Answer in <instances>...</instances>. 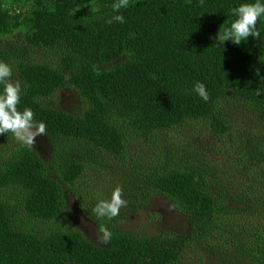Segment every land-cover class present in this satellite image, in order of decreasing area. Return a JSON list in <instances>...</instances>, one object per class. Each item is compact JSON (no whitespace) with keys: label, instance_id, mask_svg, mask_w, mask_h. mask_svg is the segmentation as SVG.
<instances>
[{"label":"trees","instance_id":"obj_1","mask_svg":"<svg viewBox=\"0 0 264 264\" xmlns=\"http://www.w3.org/2000/svg\"><path fill=\"white\" fill-rule=\"evenodd\" d=\"M244 2L252 0H131L121 24L114 0H0V60L21 84L18 110L31 108L53 141L44 159L11 130L0 134V264H183L187 245L220 264H264V41L219 40ZM257 28L264 37V21ZM56 47L66 49L57 65L31 55ZM64 87L79 92L83 112L54 107ZM172 132L176 143H164ZM215 134L229 151L205 159ZM190 150L197 155L184 158ZM90 168L126 171L113 188L127 201L119 216H94L113 190L84 187ZM69 197L91 226L84 233L68 220ZM155 197L184 217L188 235L123 227ZM232 223L257 240L228 246Z\"/></svg>","mask_w":264,"mask_h":264},{"label":"rangeland","instance_id":"obj_2","mask_svg":"<svg viewBox=\"0 0 264 264\" xmlns=\"http://www.w3.org/2000/svg\"><path fill=\"white\" fill-rule=\"evenodd\" d=\"M27 12V11H26ZM25 13V12H24ZM22 12V14H24ZM22 39V38H21ZM20 37L15 39V41L21 40ZM66 54V49L63 47L49 48V49H34L31 53L32 57L37 62H46L53 65H57L61 61V57ZM54 107L66 111L69 113H80L83 112L87 104L85 100L81 97L79 92L75 88L64 87L55 95L51 100ZM186 131H190L186 129ZM174 132L170 133L173 134ZM193 132H190V134ZM189 133L184 134L180 137L181 140L190 141L188 137ZM176 136L173 134L166 137L163 140L164 143H176ZM32 147L38 150L44 159H48L53 148V141H51L47 134L38 135L35 138ZM228 144L224 137H219L214 135L206 145L205 151H201V157L205 159L213 160L218 156L215 154L217 152L226 153L228 152ZM197 155L196 151H188L183 153L184 158H193ZM126 171L116 169H105L104 171H93L90 168L85 174V182L83 186L87 187L89 190L95 191L101 185L107 191H112L114 187L122 182V177L125 175ZM75 202L72 197L68 198L67 207L70 224L77 230H81L84 233L85 227L90 228L88 219L79 212V210L74 207ZM130 216H126L122 224L126 230L136 231L142 236H156L165 232H175L180 235H188V227L186 226V221L181 214H178L175 209L164 201L161 197H155L150 208L146 210H138ZM233 224V223H232ZM125 225V226H124ZM234 234L231 235V241L228 242V246H233V240L236 241L242 236L249 237L252 240H257L255 233L252 229L245 230L241 225L235 226L233 224ZM261 231L264 234V229L257 230V233ZM91 239L95 241L94 235H90ZM191 243V242H190ZM237 244L236 246H238ZM198 246V247H196ZM191 246L187 245L183 248V264H220L218 261L217 254H209L200 249L199 245ZM228 253V252H227ZM226 256V254H223ZM229 255V254H227Z\"/></svg>","mask_w":264,"mask_h":264},{"label":"clouds","instance_id":"obj_3","mask_svg":"<svg viewBox=\"0 0 264 264\" xmlns=\"http://www.w3.org/2000/svg\"><path fill=\"white\" fill-rule=\"evenodd\" d=\"M131 0H114L111 5L116 13L113 19L121 24L125 23V16L121 10L130 7ZM231 15L235 18L231 24L219 35L222 44L225 41H231L236 45L248 42L249 37L258 41H264L262 33L258 30V22L264 21V0H252V2L240 3L231 8ZM259 73V69H257ZM12 68L0 60V134L11 132L15 138L24 146H30L34 143L36 136L45 134L46 125L44 122L34 120V113L31 108H25L22 112L18 110V104L21 100V84L19 81H11ZM193 92L203 101L210 99L207 86L203 82H196L193 86ZM123 190L117 187L113 190L109 199H100L93 208V214L97 219L107 218L111 220L120 214L122 207L127 205V201L122 198ZM99 231L103 233L105 241L111 238V232L106 226L100 227Z\"/></svg>","mask_w":264,"mask_h":264}]
</instances>
